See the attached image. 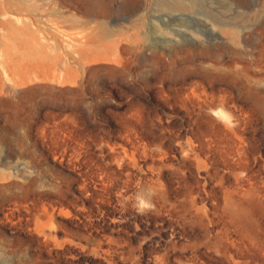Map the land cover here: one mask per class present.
Listing matches in <instances>:
<instances>
[{"label":"rangeland","instance_id":"374dc122","mask_svg":"<svg viewBox=\"0 0 264 264\" xmlns=\"http://www.w3.org/2000/svg\"><path fill=\"white\" fill-rule=\"evenodd\" d=\"M193 4L0 0V264H264V0Z\"/></svg>","mask_w":264,"mask_h":264},{"label":"bare ground","instance_id":"6f19581e","mask_svg":"<svg viewBox=\"0 0 264 264\" xmlns=\"http://www.w3.org/2000/svg\"><path fill=\"white\" fill-rule=\"evenodd\" d=\"M195 0H157L158 5L166 7L171 10L189 11L193 7ZM237 3V2H236ZM220 26L223 27L225 24L220 22ZM233 34V33H232ZM234 35V34H233ZM232 35V36H233Z\"/></svg>","mask_w":264,"mask_h":264}]
</instances>
